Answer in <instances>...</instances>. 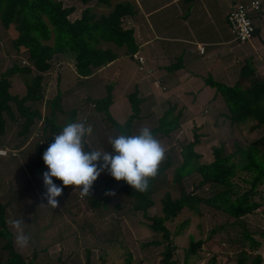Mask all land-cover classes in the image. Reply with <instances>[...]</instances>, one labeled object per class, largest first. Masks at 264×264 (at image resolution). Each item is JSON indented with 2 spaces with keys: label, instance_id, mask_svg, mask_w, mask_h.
Masks as SVG:
<instances>
[{
  "label": "trees",
  "instance_id": "trees-1",
  "mask_svg": "<svg viewBox=\"0 0 264 264\" xmlns=\"http://www.w3.org/2000/svg\"><path fill=\"white\" fill-rule=\"evenodd\" d=\"M63 1L0 0V25L5 30L9 28L13 30L15 34L11 38L10 47L16 55H24L27 61L25 65L14 61L0 72V145L5 121L14 119L11 104L21 118L19 132L21 134L27 133L35 120L42 119L41 131L48 132L49 136L44 144L35 146L39 152L52 143V139L62 130L63 126L76 121V109L69 108L65 114V110L60 105L58 91L49 100L43 98L41 75L49 70L50 60L54 56L58 54L70 56L76 74L84 77L90 75L94 68L104 66L115 59L118 49H123V54H132L136 49L132 29L124 28L121 22L124 16L134 12L130 3L111 2V0H77L86 6L81 9L77 18L70 20L68 16L72 13L74 6L65 5ZM91 1L93 4L89 5ZM259 1L260 10L253 14L252 18L264 8V0ZM96 7H102L105 11H97ZM253 28L254 34L256 29L254 23ZM15 74L23 78L25 92L22 95L9 92V78ZM205 83L212 87L215 94H218L224 102V117L230 123L247 124L251 131L264 126V66L263 74L260 75L251 60L247 58L231 85L209 78L205 79ZM110 89L111 86L107 87L105 95L93 98L91 103L107 121L109 127L119 134L131 135L130 126L138 115L139 99L135 92L127 95L130 113L122 123H117L108 112V105L111 102ZM41 103L47 106L43 117L39 109ZM173 111L174 109L169 107L159 116L157 124L151 128L154 136H168L179 127V115H173ZM61 113L66 117L64 116L63 121L58 122L56 118ZM199 137L194 133L190 141L180 146V161L172 167L167 184L176 195L172 196L167 190L163 192L158 214L147 216L146 211L153 203L151 194L159 188L155 182L173 165L170 157H165L159 165L158 174L149 180L146 191L140 192L132 189L124 180L117 181L107 172L110 180L103 183L105 187L88 198L90 208H105L109 201V195L105 194L110 189L108 184L111 181L118 182L120 191L129 201L133 212H141L149 220L148 229L158 235L157 239L143 242L141 245L165 243L157 264H178L174 259L176 246L173 238L180 234L179 230L186 220L178 224L177 229L172 232L165 223L175 218L183 209L198 214L199 204H203L224 213L226 220L240 218L261 206L263 207L261 211L264 212V196H260V201L253 198L258 193V186L264 184V133L244 146L234 142L229 152H224L221 145L212 147V160L209 162H200V154L194 150ZM84 147L86 151H92L86 142ZM193 173L198 174L199 180L192 185L190 190H187L183 179ZM240 173L245 175L242 179L246 185L245 188H240L233 182V178ZM204 186L208 189V195H198L196 190ZM5 207L6 204L0 203V239L3 241L0 250L5 252V257L3 260L0 259V264H50L49 262H35L34 252L26 259L14 249L13 234L6 226ZM119 207L118 203L114 204L115 209ZM245 236L250 247L258 244L249 235L245 234ZM202 242L188 235L187 247L183 249V264H188V257L196 253ZM88 251L85 252V262H88ZM105 253L106 251L103 250L100 256L102 257ZM112 262L102 259L99 264H111ZM260 263L259 254H253L244 249L238 252L234 262V264ZM119 264L138 263L126 250Z\"/></svg>",
  "mask_w": 264,
  "mask_h": 264
},
{
  "label": "rangeland",
  "instance_id": "rangeland-1",
  "mask_svg": "<svg viewBox=\"0 0 264 264\" xmlns=\"http://www.w3.org/2000/svg\"><path fill=\"white\" fill-rule=\"evenodd\" d=\"M114 1L116 0H111V2ZM120 1L128 2L129 0ZM225 1L222 0L221 4H224ZM65 4L75 3L65 2ZM75 7L76 9L82 8L80 4ZM217 13L214 10L212 16L217 18ZM70 18L72 17L70 16ZM221 22L218 23L222 26L223 22ZM14 34L11 28L5 30L0 25V72L14 61H17L20 65L27 63L24 55H16L10 47V41ZM63 64L66 68L68 67L66 63ZM55 67L53 64V68L49 69L50 73L45 74V72L41 75L40 84L44 100H49L55 94L57 88L55 79L58 77V69L54 71ZM22 79V76L17 74L9 78L10 93L22 95L25 92ZM94 79L97 80L96 76L91 77V80ZM57 80L58 89L60 90L66 85L70 88L76 81H81L73 88L71 87V91L67 93L68 97H62V100L59 97L60 105L62 107L65 105V114L69 107L76 105L81 100L82 103H85L82 96L103 94L101 89H97V93L94 90H92L93 92L89 91L87 82L90 79L77 78L71 70H68V73L65 70L64 74L62 72ZM128 88L129 86L122 85L115 90L114 104L110 108V114L117 123L122 122L129 111L128 103L122 92ZM11 108L14 112V119L5 121L4 136L1 137V143L9 149H14L15 155L0 158V203L6 204L5 217L8 230L15 231L10 221L16 220L15 217H17V219L24 220L22 228L25 229L26 233L33 232L30 234L31 241L29 245L24 249L18 248L14 244L13 236L14 249L27 259L33 249H35V253H41L43 247L50 251L55 248V251L51 252L52 254L49 251V260L52 264H58L60 260H65V263H67L69 261L67 256L69 255L72 257L71 262H76L77 259L73 258L74 256L77 258V248L79 246L81 247L80 262H76V264H82L83 258L85 262L84 248L91 249L87 253V258H91L92 264H99L102 259H107L109 262L113 261L111 264H119L126 250L132 254L133 260L138 264H157L159 254L165 243L149 246L141 245L143 242L157 239L158 235L148 229L149 220L141 212H133L129 201L124 198L120 191L118 182L111 181L108 184L109 191L114 192L115 195H109V201L105 208L93 209L88 206V198L101 191L102 187H105L104 182L110 180L106 170L101 172L94 181L90 195L83 197L80 195L79 188L63 186L60 180L53 177L54 183L62 187V194L56 198L58 201L57 207L51 208L46 205L47 200L42 198L41 193L45 191L43 173L47 171L42 155L47 147L40 152L37 151L35 146L38 138L34 135L31 136L30 133L37 127L41 129L42 119L35 120L28 132L21 134L19 133L21 118L14 110L13 104H11ZM39 109L43 117L46 114L47 106L41 103ZM65 114L61 113L56 120L58 122L63 121L64 116L66 117ZM46 133V131L43 132V134ZM194 133L200 136L198 144L194 147V150L200 154L199 161L209 162L212 160V147L221 145L224 152H229L232 150L234 142L241 146L247 145L264 133V126L251 131L248 129L247 124H232L225 117L214 119L211 117L198 123L193 122L188 123L186 126H179L168 136L156 135L155 137L166 149L165 157H170L173 165L167 172L161 174L158 181L155 182V185H158L159 188L151 194L153 203L146 211L147 216L159 213L160 198L165 190L170 191L172 196L176 195L167 185L171 169L180 161V146L190 141ZM29 134L33 138L28 139ZM93 138L95 136L90 140L95 147H98L102 152L107 151L106 145L103 146L101 141ZM109 146L111 147V145ZM244 177L245 175L240 173L233 178V182L240 188H245L246 185L242 182ZM198 180L199 176L196 173L184 177L185 188L190 190ZM196 193L200 196H206L208 195V189L204 186L196 190ZM260 196H264V184L258 186V193L253 198L260 201ZM38 197L41 198L42 204L35 201ZM16 201H19V204H16ZM117 203L120 207L115 209L114 204ZM17 207H19L18 211ZM262 208L261 206L249 214L230 220H226L224 213L203 204H199L198 214L183 209L175 218L165 223L172 232L177 229L178 224L186 220L184 226L179 230L180 234L173 238L176 246L174 259L178 264H183V249L187 247L188 235H191L194 240H202L203 242L197 248L196 253L188 257V264H234L241 249L259 254L261 257L260 264H264V212L261 211ZM19 214L22 215L19 216ZM36 227L41 228L37 231ZM39 233L44 234L41 243L40 238L37 239ZM245 234L249 235L258 244L255 247H250ZM2 242V239H0V245ZM40 246L43 247L40 248ZM103 250L106 253L101 257L100 254ZM4 257L5 252L0 250V259L3 260ZM56 258L58 259L56 260ZM86 264H89V262Z\"/></svg>",
  "mask_w": 264,
  "mask_h": 264
},
{
  "label": "crops",
  "instance_id": "crops-1",
  "mask_svg": "<svg viewBox=\"0 0 264 264\" xmlns=\"http://www.w3.org/2000/svg\"><path fill=\"white\" fill-rule=\"evenodd\" d=\"M65 2L75 3L68 4L74 6L72 13L68 16L70 20L77 18L81 9L86 6L77 0H64L63 3ZM221 2L222 0H129L128 3L133 6L134 12L124 16L121 22L124 28H131L133 31L136 49L132 54H123V49H118L115 59L104 66L94 68L90 75L84 77L76 74L72 58L67 54H58L50 60L49 69L51 70L54 64L56 66L54 71L58 69V77L62 72L64 74L65 70L67 73L71 70L77 78L90 79L87 82L89 91L94 90L97 93L96 90L101 89L103 92L98 96H82L85 103L81 100L69 107L76 109L75 122L86 121V124L91 125L92 133L85 137V142L91 150H99L91 143L92 137L95 136L93 139H98L103 146H107V151H111L109 137L119 135L117 131L109 127L107 121L91 103L93 98L104 96L109 86H111L109 114L114 104L117 87L129 86L127 90L122 91L129 107L126 115L130 113L127 95L131 92L136 93L139 99V111L130 126L131 135H134L143 127L149 129L154 127L159 116L169 107L174 109L173 115H179L180 127L211 117L213 119L224 118V102L218 94H215L214 89L205 83V79L209 78L231 85L247 58L251 60L257 73L263 74L264 8L252 18L256 29L251 39L244 44H237L225 23L224 16L230 6L239 1L226 0L224 4ZM77 4H80L82 8L76 9ZM91 4L93 1L89 3ZM96 9L105 11L102 7H96ZM214 10L218 12L217 18L212 16ZM219 21L223 22H221L222 26L218 23ZM198 46L202 47V51L198 50ZM137 57L141 60L139 61ZM63 63H66L68 67L66 68ZM50 70L45 74L50 73ZM93 76H96L97 80H91ZM58 77L55 79L57 85L55 88L60 93L61 100L62 97H68L67 93L81 82L78 80L70 88L66 85L60 90L58 89ZM63 106L62 109L65 110V105ZM110 116L112 117L111 114ZM40 200L41 198L38 197L35 201L42 204ZM16 204H19V201H16ZM18 210L19 207H17ZM39 229L37 228V231ZM43 235V233L37 234L40 243ZM84 249L86 252L89 248ZM49 251L43 247L41 253L34 252V261L52 264L49 255L55 251V248L50 251V254ZM77 251V258L74 256L73 259L80 262V246ZM67 258L69 260L67 263L65 260H60V262L76 264V262H71L70 255ZM90 259L88 262L92 264ZM88 262H84L83 258L82 264Z\"/></svg>",
  "mask_w": 264,
  "mask_h": 264
},
{
  "label": "clouds",
  "instance_id": "clouds-1",
  "mask_svg": "<svg viewBox=\"0 0 264 264\" xmlns=\"http://www.w3.org/2000/svg\"><path fill=\"white\" fill-rule=\"evenodd\" d=\"M91 133L92 127L86 121L67 123L43 152L47 171L43 173L45 191L41 196L47 200V206L57 207L56 198L62 194V187L54 183L53 177L63 186L79 188L83 197L90 195L94 181L105 170L115 180H124L140 192L146 191L149 180L158 174L166 149L148 127L141 128L136 135L121 133L109 137L111 151L104 152L85 150V137ZM105 194L115 195L112 191ZM23 222V219L10 221L15 229L14 244L21 249L31 241V235L22 228Z\"/></svg>",
  "mask_w": 264,
  "mask_h": 264
},
{
  "label": "built area",
  "instance_id": "built-area-1",
  "mask_svg": "<svg viewBox=\"0 0 264 264\" xmlns=\"http://www.w3.org/2000/svg\"><path fill=\"white\" fill-rule=\"evenodd\" d=\"M260 10L259 0H242L230 6L225 14L227 27L237 44H244L249 41L253 35V19L252 15ZM198 50L202 51V47L198 46ZM135 57V55H133ZM140 61L141 58L137 57ZM42 121V120H41ZM31 136H37V145H42L45 142V137L48 132L43 134L40 128H35L31 132ZM29 134L28 139L33 138ZM14 149H9L5 146H0V157L14 156Z\"/></svg>",
  "mask_w": 264,
  "mask_h": 264
}]
</instances>
